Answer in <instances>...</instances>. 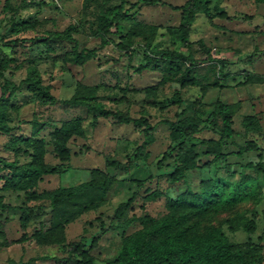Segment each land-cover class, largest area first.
Here are the masks:
<instances>
[{"label": "rangeland", "instance_id": "rangeland-1", "mask_svg": "<svg viewBox=\"0 0 264 264\" xmlns=\"http://www.w3.org/2000/svg\"><path fill=\"white\" fill-rule=\"evenodd\" d=\"M128 7L137 0H127ZM120 0H0V48L14 60L5 71L6 78L16 85L12 90L7 111L1 119L10 130H0V156L22 163L30 159L31 148L26 143L29 136L43 137L46 141L45 161L59 163L51 135L55 128L79 120L81 135L68 138V168L58 173H48L24 190L3 185L1 175L8 170L0 168V200L13 205H42L39 217L25 218L19 209L0 211V264L10 261H29L28 264H56V258L68 254V243L83 241L94 256L93 264H105L115 256L125 239L143 228L139 221L124 227L122 222L131 215L146 212L156 218L169 215L173 210L169 201L186 188L182 181L171 182L167 173L173 169V160L167 158L160 167L161 158L170 142L169 127L165 119L173 120L176 113L189 102L200 99L197 112L201 117L211 109V103L220 97L225 102L242 101L240 110L233 117L237 134L228 145L236 150L248 138L255 139L262 148L261 156L249 151L242 156L231 154L210 167H197L187 171V185L201 191L200 180L214 174L228 178L232 183L246 172L254 177L258 188L248 198L235 204L212 205L204 213L192 214L186 221L190 234H197L209 227L219 226L235 243H260L264 256V173H253L245 166L248 160L264 159V132L245 133L241 125L244 113H256L258 104L264 105V84L250 80L252 73L264 75V1L210 0L209 19L200 7L190 31V39H201L209 49L211 59L198 44L190 48L182 45L172 29L179 23L180 10L174 8L185 0H160L157 3L138 1L130 12L133 17L120 20L116 30L108 34L110 43L98 50L97 56L77 63L72 58L73 46L77 49L100 45L97 34L98 17L107 8L118 5ZM225 11L228 17L216 12ZM12 20L26 21L27 26L10 30ZM74 25L72 40L49 39V32H61ZM113 29V28H112ZM130 39L127 41L126 37ZM47 37V40L42 39ZM19 38V42L9 39ZM42 41V42H41ZM174 49L192 54L198 59L195 73L201 85L217 81L219 86L188 84L181 87L177 81H164L162 73L154 69L137 70L146 52L155 49ZM35 70L44 84H50L55 103L45 102L29 91L21 80L29 70ZM253 79H255L253 77ZM151 87H153L151 89ZM151 89V91H150ZM176 89L181 90L182 103H171ZM73 94L106 108L127 111L132 117L145 115L151 124L154 141L148 145L149 155L130 159L134 147L143 138L142 131L132 123L117 122L112 116L93 114L85 105L65 102ZM262 125L264 127V115ZM200 136H213L203 130ZM201 161L211 156L202 154ZM106 157L125 162L126 167L116 172L117 180L111 185L103 200L91 206L65 225L64 241L42 242L35 238L38 231H45L49 193L59 186L79 184L90 178L91 167L104 168ZM229 168L233 171L230 172ZM33 191V192H31ZM31 193L35 196H31ZM134 198L127 207L121 202ZM44 209V210H43ZM180 210V209H178ZM37 211V210H36ZM240 225L230 229L229 222ZM253 221L255 229L248 232L245 224ZM93 239L94 247L90 248Z\"/></svg>", "mask_w": 264, "mask_h": 264}, {"label": "trees", "instance_id": "trees-1", "mask_svg": "<svg viewBox=\"0 0 264 264\" xmlns=\"http://www.w3.org/2000/svg\"><path fill=\"white\" fill-rule=\"evenodd\" d=\"M140 1L131 3L124 7L127 0H120L119 4L105 8L98 17L97 34L100 45L93 48L77 49L73 46L72 58L77 63H83L88 58L97 56L98 50L110 43L108 34L116 30L120 20L133 17L134 12L130 8ZM149 3H157L160 0H144ZM264 1V0H257ZM210 0H185V2L174 8L180 10L179 23L172 29L182 45L190 48L193 44H198L206 53V58L211 59L209 49L201 39L192 41L190 31L195 20L196 13L200 7H204V13L208 14ZM217 16L228 17L225 11L216 12ZM27 26L26 21L16 23L12 20L10 30H18ZM113 28V29H112ZM75 30L74 25L69 24L61 32H49V39L72 40L71 32ZM47 37L42 40H47ZM129 36L126 37L128 41ZM9 42L17 43L19 38L9 39ZM42 42V41H41ZM14 57H11L0 48V130L8 132L10 127L2 122L7 111V104L10 100L12 90L16 85L5 76V71L10 67ZM198 59L192 54L160 48L151 52H146L143 61L138 65L137 70L154 69L162 73L164 81H177L181 87L188 84L201 85L195 73V65ZM255 79L246 77L243 84L250 80L264 82V75L259 73L251 74ZM26 82L30 92L37 95L45 102L55 103L57 98L50 91L51 85L44 84L39 74L31 69L21 80ZM208 86L217 87L216 80L201 85L202 91ZM153 87H151L152 89ZM150 89V91H151ZM65 102L78 105H85L92 111L93 123L98 116H112L117 122L132 123L133 126L142 131V141L136 145L130 154V159L145 158L149 155L148 145L154 141V125L150 123L145 115L132 117L127 111L110 109L102 104H97L78 97L73 94ZM241 100L225 102L220 97L211 103V109L205 117L197 112V105L201 104L200 99H195L182 107L173 120L165 119L164 122L169 127L170 142L161 158L157 161V166L167 159L173 160V169L167 173L171 182L182 181L186 183V188L179 191L174 198H171L169 206L173 208L169 215L156 218L144 212L141 215H131L126 218L122 225L128 226L133 221H139L144 226L133 233L122 243L118 253L106 260L105 264H264V256L261 252L260 243H235L232 242L219 226H213L197 234H190L186 227V221L192 214L204 213L212 205L219 203L229 206L237 200L248 198L254 194L258 184L253 176L243 172L240 179L232 183L228 178H222L216 174L204 177L200 180L201 191H193L187 185V171L197 167H210L216 161L226 159L231 154L242 156V154L255 151L257 156H261L262 148L259 143L252 138H248L236 150H229L228 145L233 142L237 130L233 127V117L240 110ZM171 103H182L181 90L176 89L171 96ZM241 125L245 133H261L263 130L262 117L257 113H245L241 117ZM209 130L213 136H200V132ZM83 129L79 120L73 123L55 128L51 135V142L54 145L59 163L50 165L45 161L46 141L43 137L29 136L26 138L27 145L31 148L30 159L17 163L14 160H7L0 156V168L7 169L6 175H1L3 185L15 190L28 189L38 181L42 175L48 173H58L68 168L64 165L69 159L70 149L67 145L68 138L73 135H81ZM197 144L203 147L202 154L211 156L205 161H201ZM245 166L252 169L253 173H264V160L258 157L257 160H248ZM125 162L119 159L106 157L104 168L91 167L89 169L90 178L79 184L70 186H59L49 193L48 226L43 232L38 231L35 238L42 242L64 241L65 225L73 221L91 206L98 205L105 197L111 185L117 180L115 170H123ZM230 172L233 170L229 168ZM33 192V191H31ZM31 196L35 194L31 193ZM134 198L132 195L127 201L119 204L120 208L127 207ZM19 209L22 216L28 218L39 217L42 205H13L0 200V211ZM180 209V210H178ZM37 210V211H36ZM44 210V209H43ZM240 225L229 222L230 229H237ZM248 232L255 229L253 221L245 224ZM83 241H73L68 243V254L62 258H56V264H93L94 256L85 248ZM96 239H93L90 248L94 247ZM29 261H10L9 264H28Z\"/></svg>", "mask_w": 264, "mask_h": 264}, {"label": "crops", "instance_id": "crops-1", "mask_svg": "<svg viewBox=\"0 0 264 264\" xmlns=\"http://www.w3.org/2000/svg\"><path fill=\"white\" fill-rule=\"evenodd\" d=\"M261 74V73H260ZM263 84H264V82H262ZM263 97H264V94H263ZM241 104H242V102H241ZM256 113L258 114V115H260V116H262V115H264V105H260V104H258V106H257V109H256ZM238 113V112H237ZM245 114V113H244ZM263 128V130H262V134H263V132H264V127H262ZM237 130V129H236ZM260 133V134H261ZM264 135V134H263ZM264 160V159H263Z\"/></svg>", "mask_w": 264, "mask_h": 264}]
</instances>
